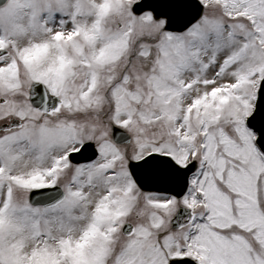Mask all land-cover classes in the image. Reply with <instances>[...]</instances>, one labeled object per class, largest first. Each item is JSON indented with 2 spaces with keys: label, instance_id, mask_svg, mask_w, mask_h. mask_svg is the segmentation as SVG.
I'll use <instances>...</instances> for the list:
<instances>
[{
  "label": "rangeland",
  "instance_id": "374dc122",
  "mask_svg": "<svg viewBox=\"0 0 264 264\" xmlns=\"http://www.w3.org/2000/svg\"><path fill=\"white\" fill-rule=\"evenodd\" d=\"M69 1L0 6V124L21 123L0 132V264H264V154L245 123L264 75V0H201L179 33L134 14L137 0H75L72 15ZM34 80L61 97L49 114L29 101ZM85 140L98 156L71 163ZM150 152L197 158L182 200L135 184L126 163ZM53 184L60 203L28 202ZM181 204L194 217L173 229Z\"/></svg>",
  "mask_w": 264,
  "mask_h": 264
},
{
  "label": "water",
  "instance_id": "95a60500",
  "mask_svg": "<svg viewBox=\"0 0 264 264\" xmlns=\"http://www.w3.org/2000/svg\"><path fill=\"white\" fill-rule=\"evenodd\" d=\"M6 0H0V5ZM132 11L139 14L151 11L155 19H165L164 29L170 31H183L192 25L203 13L204 6L200 0H138L133 3ZM29 89V99L33 106L43 111L55 109L60 99L50 93L46 85L40 81H33ZM254 111L248 118V123L256 129L259 147L264 151V77L261 80ZM17 120V119H16ZM18 121L12 122L17 125ZM5 126V125H4ZM115 141L129 142L131 137L123 128L113 124L111 129ZM92 141H86L78 151L70 154L74 162H84L93 159L97 149ZM130 174L136 184L145 191H159L173 193L181 197L187 189L188 177L195 169V161L187 166L178 165L171 157L159 153H150L139 160H129L127 163ZM64 191L60 186L34 188L29 192V201L32 204L51 206L63 199ZM188 210L181 207L172 218V226L179 227L182 218L188 216ZM132 230L130 223L123 225L126 234ZM169 264H197L189 257L171 258Z\"/></svg>",
  "mask_w": 264,
  "mask_h": 264
},
{
  "label": "bare ground",
  "instance_id": "6f19581e",
  "mask_svg": "<svg viewBox=\"0 0 264 264\" xmlns=\"http://www.w3.org/2000/svg\"><path fill=\"white\" fill-rule=\"evenodd\" d=\"M70 3H71V5L73 6V9L72 10H70V12H71V15L74 13V11H76L77 10V2L75 1V0H70L69 1ZM47 13H51V12H47ZM78 20H76L75 22H77ZM42 32V31H41ZM36 45H33L32 47H35ZM27 48V46H24L23 48H21V50H25ZM7 66V65H6ZM235 73V69L234 68H231V69H229V71H228V74L229 75H232V74H234ZM212 92H214L215 91V89H212L211 90ZM210 99H213L212 97H211V93H210V97H209Z\"/></svg>",
  "mask_w": 264,
  "mask_h": 264
}]
</instances>
